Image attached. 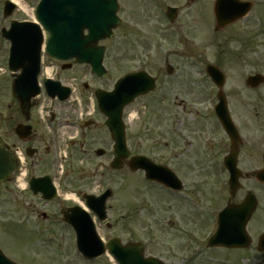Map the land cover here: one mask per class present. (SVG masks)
<instances>
[{"label": "rangeland", "instance_id": "rangeland-1", "mask_svg": "<svg viewBox=\"0 0 264 264\" xmlns=\"http://www.w3.org/2000/svg\"><path fill=\"white\" fill-rule=\"evenodd\" d=\"M244 1L253 2L251 15L227 26L215 35H212L215 24V0H197L190 5L191 7H184L181 11V22L183 23L184 34L190 41L187 45L185 41L184 44L177 46L180 53L187 54L192 51V54L199 56L200 60L198 69L194 68L191 60H186V58L181 60L182 68L185 71L183 80L187 79L185 74H188L191 78V75L196 74V71H204L209 63L219 64L229 78L225 89L230 94L229 100L233 106L240 101L239 92L245 86L246 73L254 69H260L256 64L264 61V0ZM171 2L183 1L171 0ZM171 2L170 4H172ZM2 7L3 0H0V29L3 27ZM151 9H154L153 6ZM29 15V12L20 10L15 16L16 18H30ZM139 15L141 16L139 18L140 24L145 26L148 31L149 28L152 29V35H155L157 40L153 46L151 45L152 49L150 48L152 53L150 72L156 74L160 69L165 68L160 52L162 42L161 44L158 43L160 41L158 38L162 36L160 32L153 30L156 25L152 20L148 22L143 13H139ZM139 43L140 45L138 43L129 45L121 32L119 40L109 45L106 66L111 73L110 79L117 75V71L113 68L116 45H119L118 47L125 58H128L133 46L138 54L142 55L144 53V40H140ZM166 47L170 49L171 46L169 47L167 44ZM0 48V111L3 113V107L14 101L10 92L3 89L6 78L3 76V42L1 41ZM87 72L83 67L76 68L75 73H69L67 77L76 76L78 80L82 81ZM87 76L90 79L88 74ZM197 77L200 87L207 86V77L204 76V73H200ZM63 82L67 83V81ZM94 83L95 85L106 84L105 82L99 84L96 81ZM156 95L159 96V92ZM202 97L201 94L195 100L202 102L205 98ZM153 99H155V96ZM137 107L138 105L133 106L127 111V115L134 116L133 124L131 123L130 126L135 130V133H137L136 131H145L143 128H146L147 132L145 131V133L150 136L146 146L142 142V148L137 150L148 155L156 162L162 163L159 140L161 134L160 108L158 104L147 108ZM202 108L203 106L200 104L195 105V111L200 115H202ZM135 111L138 112V115L134 113ZM71 116L74 117L73 114ZM90 133L88 140L91 143L93 139L97 141L94 144L95 146L92 147L94 151L96 148H104V139L107 137L105 131L98 129ZM218 136L217 134L216 139L219 138ZM59 140L61 152L57 150L54 154L64 155L62 137ZM94 151L82 155L84 158L83 168L87 170L86 173L90 178L93 177L89 181H97L102 176L105 182L111 179L119 184V197L117 201L111 202L112 209L109 214L115 225L112 234L118 235L122 241L143 242L146 246L147 256L161 258L167 264H224L223 262H228V264H264V254H260L256 249L259 235L264 232V215L262 214L264 213V206L262 211L259 210L254 216L248 227L253 239V245L250 249L246 251H226L206 248L204 239L207 238L212 225L214 226V217L217 211L225 206L227 199L230 197L227 190L219 189L221 185H219V177L216 172H201L194 173L191 177L188 176L190 179H188L185 193L189 194L190 197L197 198L199 201L197 210L190 213L185 201L180 204L178 203L179 200L164 197L158 189H150V185H145L141 180V173H136L132 177L133 175L128 169L117 176L106 172L109 157L98 158L95 156ZM51 158L54 160V157ZM77 163L78 160L75 161V165ZM50 169H55V167L52 164L42 165L37 169L36 172L38 173L35 175H42L44 172H49ZM60 170L57 171V175ZM29 172L31 173V171ZM18 175L19 172L15 174L16 177ZM15 180L10 185L6 184L0 187V215L3 214V234L0 232V236L3 237L1 240H3L2 244L5 252L11 255L16 262L22 264H82L76 254L71 255L68 251V243H61L63 245L61 248H55V244L46 241L50 237L49 235L56 236L57 239L61 240L63 231L53 221H46L41 217L37 219V210L39 209L40 213L45 211L50 214L54 213V206H44L38 199H34L28 191L18 188ZM66 184V181H64L60 188V194L63 197L72 194L63 189ZM241 200V196L236 199L237 202ZM35 203H38V205H35ZM117 207H119L118 210ZM188 230L197 231L199 237V241L189 251V248L186 247L188 240L184 235ZM50 231H53L54 234ZM15 233L20 235L18 236L20 240L13 238ZM30 235L31 237L32 235L36 236L31 241L24 238ZM10 236L13 237L9 238ZM22 238L25 240L24 243ZM68 242L70 243V239ZM95 264H107V260L104 259L103 262L100 261Z\"/></svg>", "mask_w": 264, "mask_h": 264}, {"label": "flooded vegetation", "instance_id": "flooded-vegetation-1", "mask_svg": "<svg viewBox=\"0 0 264 264\" xmlns=\"http://www.w3.org/2000/svg\"><path fill=\"white\" fill-rule=\"evenodd\" d=\"M22 1L35 8L41 0ZM182 1L186 6L190 7L191 4L189 2L186 0ZM170 2L171 0H169ZM118 3V17L121 20V24L113 30V38L111 40H97L86 43L109 46L114 41L119 40L121 32L129 45L131 43H138L140 45L139 41L144 40V53L142 55L138 54L133 46L128 58H125V55L122 54L117 44L114 49L113 68L120 77L129 73L145 71L156 78V82L160 86L158 104L160 106L162 164L178 173L183 183H188V179H190L188 176L191 177L194 173L219 172L220 161H224L225 157L230 153L231 141L217 120L215 112L216 104L213 101L204 102L203 104L206 107L205 109L203 108L202 115L195 111V105L200 104V102L195 100L198 98L199 91L196 90L197 86L195 85L194 74L191 75V78H189L188 74H185L187 79L183 80L185 71L180 62L184 56L187 60L193 58V55L191 52L183 55L176 48L166 49L167 44L175 45L176 37H174L173 30L181 29L182 23L175 16V22L170 25L171 28L167 27L169 25L166 15L169 7L168 0H118ZM171 3L172 5H179L182 2ZM152 6L154 9H151ZM139 13H143L148 22L152 20L156 25L153 30L160 32L162 36L158 38L160 40L158 43L161 44L162 42L160 48L165 68L160 69L156 74L150 72V67L152 61L151 45L153 46L157 40L155 35H152V29L149 28L148 31L145 26L140 24L139 18L141 16ZM177 15H179L178 12ZM33 21L34 23H38L36 19H33ZM7 24L10 25V23ZM86 34H88V30H84V35ZM47 37L46 35V39ZM3 42V76L6 78L3 89L11 91L15 76L18 73L31 70L32 65L29 60H25L26 68L20 67V70L16 74H11L8 68L10 45L4 39ZM163 44L165 45L164 47ZM55 64L56 79L67 81L69 84L78 83L77 77H67V72L70 71H63V64L58 62ZM68 65H70L71 70L76 67L73 63ZM192 65L195 67L194 64ZM259 67L263 68L264 66L259 65ZM257 73L264 74V69ZM92 77L96 79L95 76ZM118 77L115 81H117ZM113 87L114 85L112 87L107 85L101 88L105 91H111ZM95 90L90 85H84L83 89L78 90V93H76L78 98H72L67 101H59L57 99L49 101L48 107L55 111H51V117L47 120L43 119V121L37 117L35 113L37 107L35 106L32 107L29 118L25 119L17 101L3 107V113L0 111V147L12 153L21 150L26 157L28 171H31V173H36L37 169L42 165L51 164L52 158L50 159V157L57 155L53 151L60 150L59 139L61 137L65 140L73 138L72 141L70 139L66 142V149L70 152V157L73 160L72 165H69V160H65L68 163V171L65 175L67 184L63 188L66 192L69 191L73 194L71 197H63L62 199L59 197V199L57 198L52 203L44 202L45 206L48 204L52 206L58 201L60 212L63 208L70 209L73 207L75 204L72 200L76 196H79L81 200H83L84 194L98 197L106 190L102 176L97 181H89L93 177L91 176L90 178L86 173L87 170L83 168L84 158L82 155L90 151L93 152L94 148L92 147L97 142L94 141L96 139H93L92 143L88 140L92 131L95 132L98 129L105 131L107 134V137L104 139L105 147L96 148V150L103 149L105 151L104 157L114 156V142L106 127V118L99 113L95 104ZM239 94L240 101L235 103L233 107H230L231 115L241 137L238 151L241 187L236 193L234 202H236L238 196H241L243 200L249 192H253L257 197L258 207L262 211L264 206V84H261L257 88L244 86L241 88ZM149 96L151 94L138 98L130 107L138 105L137 108H139L149 105L150 100L147 99ZM77 99H79V102ZM91 101H93V104ZM17 126H20V137L15 132ZM28 127L29 130L26 129ZM53 128L56 129L54 131H56L57 135L59 133L58 136L53 135ZM28 132H30L29 135L27 134ZM217 132L222 136L220 143L216 141ZM139 135V139H137L135 130L132 128L128 129L127 141L131 156L141 155V152L137 150L138 148H142L141 141L146 146V142L150 139L148 136L142 137V133ZM136 141L138 142L136 143ZM77 160L78 163L75 165V161ZM45 173H49L53 178L57 176V170L54 169H50L49 172ZM113 173L116 174L118 171ZM61 186L62 184L58 183L59 191ZM113 187L115 188L112 189L109 202L117 201L119 197L120 188L116 185H113ZM184 192L182 190L175 193L179 195ZM32 196L35 199L41 200V196ZM180 197V199L171 198L179 200L178 203L182 204L183 198L182 196ZM109 202L107 204L108 212L112 209ZM187 206L190 209V213L194 212L193 207L191 208L188 202ZM118 209L119 207H117ZM38 215L46 221H53L54 223L62 222L66 230L73 232L72 228L64 223V219L60 213H52V215L42 213ZM0 216V232L3 234V214ZM95 221L98 223L97 219ZM111 228L112 226H110V229H107L113 231L115 225Z\"/></svg>", "mask_w": 264, "mask_h": 264}, {"label": "water", "instance_id": "water-1", "mask_svg": "<svg viewBox=\"0 0 264 264\" xmlns=\"http://www.w3.org/2000/svg\"><path fill=\"white\" fill-rule=\"evenodd\" d=\"M229 3H232L233 5H236L240 8L237 9L238 11H236L234 14H232L231 9L229 8ZM242 6H244V7L241 8ZM46 9H47L46 7H43V9H41V11L43 10V12L45 13ZM247 10H248L247 4H241L235 0H218L217 6H216L218 27H223V26L233 22L234 20L239 19L241 16H243V14H245L247 12ZM50 29L52 30L54 28L50 27ZM48 47L51 49V51L53 50L56 52H60L62 50V47L60 45H58L57 49L55 46H48ZM65 49L68 50V52L74 51V54H81V52H82L85 54V56L88 55L90 52L88 49H84L83 45H74L72 47H65ZM81 62L92 63V65L95 67V70H97V68L100 67L101 58L99 61H94V59L92 57L87 56L85 59H82ZM35 79H36V75H34V80ZM17 86H19V83H17L16 86L14 87V96L17 97L19 99V101H21V103L23 105H25L26 108H29V106H26V105H27V102L31 96L29 94H32V93H23L22 94L20 91H18ZM37 92L35 91L33 93L35 94ZM138 94H140V93H138ZM138 94H136V95H138ZM25 96H27V97H25ZM125 103L126 102H124L121 105V107L118 109L112 108V107L110 108L108 105L103 106V109H104L106 115H108L110 117L111 122L109 121V126L113 132V136L115 138L119 137V143H118L119 155L117 156V161H119V162L125 158V155L123 154V151L125 149L123 125L121 124V121H120L121 113H122V106ZM225 122H227V120H225ZM233 138H235V137H233ZM233 142L235 143L234 140H233ZM232 158H233V160H235L236 151L232 152ZM146 165H147L146 168H148L147 170L149 172L152 171V169L160 171V168H156L149 163H146ZM14 167H15V164H14V160H13L12 156L10 154L5 153L4 151L0 150V182L2 180L6 179V177L14 169ZM235 173L237 175L239 174L237 172H235ZM252 200H251V198L248 197L247 202L244 205H242L241 207H239V208L238 207L237 208H228L222 213L223 219H225L226 215L229 214L227 216V219L225 220L224 224H226L227 227L229 224H231L230 228H232V229L227 230V228L225 226H221L219 228V231L215 235V237H213L212 240L210 241L211 246H214V245L215 246L221 245V246H226V247H248L249 246L250 242L246 236L245 226H246L247 222L249 221V219L251 218L253 212L256 209V204L254 203L255 201L254 200L252 201ZM135 248L138 251V256L139 257L142 256L143 248L141 246H139V247L135 246ZM259 250L264 251V236L261 238ZM124 251H126V250H124ZM139 257H137V261L135 263H133V259L130 258V260H128V262L126 264H155L154 260L143 261ZM0 264H12V263L7 262V261H3L0 259Z\"/></svg>", "mask_w": 264, "mask_h": 264}, {"label": "bare ground", "instance_id": "bare-ground-1", "mask_svg": "<svg viewBox=\"0 0 264 264\" xmlns=\"http://www.w3.org/2000/svg\"><path fill=\"white\" fill-rule=\"evenodd\" d=\"M15 1H18V0H15ZM17 3H19V1ZM21 6H23V5L21 4Z\"/></svg>", "mask_w": 264, "mask_h": 264}]
</instances>
